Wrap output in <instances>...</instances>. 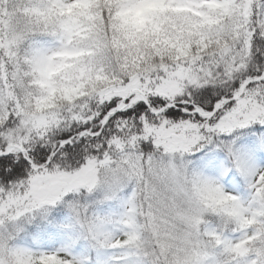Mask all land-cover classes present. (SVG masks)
<instances>
[{"label":"snow or ice","instance_id":"6c2138e0","mask_svg":"<svg viewBox=\"0 0 264 264\" xmlns=\"http://www.w3.org/2000/svg\"><path fill=\"white\" fill-rule=\"evenodd\" d=\"M5 2L0 0V34L14 22ZM167 2L117 0L115 15L123 25L129 22L130 14L140 17L143 24L151 21L162 10L159 5ZM33 3L43 6L22 9L25 33L32 38L33 62H53L47 55L49 50L36 39L38 29L61 45L53 50V55H79L64 45L82 29L80 16L92 18L87 0H72L70 4L65 0ZM73 8L80 10L72 13ZM253 16L257 17L255 30L250 29L249 38L242 43L247 57L259 63L249 77L229 81L231 87L227 92L218 87V73L227 76L228 70L211 60L203 62L205 53L219 44L196 25L192 28L196 38L185 43L189 49L197 46L200 55L193 53L185 65L186 71L178 74L186 88L160 70L152 74L156 77L154 83L151 76L115 78L98 73L96 58L102 45L97 42L92 58L72 67L80 82L88 83L92 90L89 94L98 93L95 103L88 102L87 97L74 101L63 120L66 131L59 135L48 131L39 143L21 139L14 145V113L8 109L7 121H0V240L5 227L10 236L30 231L31 240L39 249L35 254L32 249H18L16 264H114V260L146 264V258L134 246L123 258L110 253L106 222L116 214L111 208L94 213L92 223L82 233L76 231L80 225L75 215L61 223L51 212L36 216L35 209H54L67 203L75 210L79 204L72 198L94 196L98 190L103 191V197L95 202L97 208L115 203L119 200L122 166L131 162L132 150H136L134 157L142 164L144 160L151 163L153 149L171 158L166 170L177 175L182 170L186 177L190 176L202 203L215 201L224 205L206 209L220 217L219 225L205 221V227L198 215L180 212L182 219L198 228L195 233L185 234L188 247L183 264H221L217 255L220 249L227 257L226 264H264V0H254ZM204 23H208L206 17ZM157 51L163 55L166 49ZM7 59L0 50V88L7 87L11 80L6 72ZM101 80H112L117 94L105 98ZM46 170L47 190L38 194V203L22 210L12 209L10 205L18 198L16 190L20 197L29 185L35 191L38 182L45 179L41 173ZM210 173L215 177L212 180L207 179ZM228 201H234L235 210L227 206ZM121 206L126 210L128 202ZM249 215L258 220L254 228L249 227L253 224L246 219ZM25 217L30 227L24 223ZM228 224L235 226V235L227 231ZM53 229L68 233L67 238L59 247L44 249L42 241L45 236L54 238ZM81 240L88 248L77 253L74 249ZM249 243L254 247H249Z\"/></svg>","mask_w":264,"mask_h":264},{"label":"clouds","instance_id":"9594fccd","mask_svg":"<svg viewBox=\"0 0 264 264\" xmlns=\"http://www.w3.org/2000/svg\"><path fill=\"white\" fill-rule=\"evenodd\" d=\"M65 2L70 4L72 0ZM87 3L91 5L92 18L80 16L82 29L64 45L80 54L53 55V50L61 45L38 29L36 39L49 50L47 55L53 62L44 60L34 63L32 38L25 33L22 9L43 5L34 4L33 0H6L4 7L14 22L6 25L0 34V50L8 58L6 72L11 77L7 87L0 88V121H7L8 109L11 108L14 113L11 127L16 137L14 145H18L21 139L39 143L48 131L62 134L67 130L63 120L74 101L87 97L88 102L95 103L98 93L90 95L92 90L88 83H81L72 67L77 62L91 59L97 42L102 45L96 58L98 73L115 78L151 76L154 83L156 77L152 74L160 70L176 79L181 88H186L187 84L178 74L186 71L185 65L193 53L200 55L197 46L189 49L185 43L196 38L192 28L199 25L200 30L211 35L219 44L205 53L203 62L211 60L228 70L227 76L223 72L218 73L221 77L218 84L220 91H228L231 87L229 81L245 79L256 71L259 61L247 57V49L242 43L249 38L250 29L255 30L257 17L253 16L254 0H168L166 4L159 5L162 10L151 21L141 24L140 17L130 14L126 25L116 18L117 0H87ZM79 10L73 8L71 12ZM205 17L208 23H204ZM158 49L166 51L161 55ZM99 83L105 98L117 94L112 80H101ZM135 151L132 150L131 162L122 166L124 171L119 177V200L115 203L97 208L95 202L103 197V191L98 190L94 196L85 194L72 198L79 204L75 210L62 203L54 209L37 208L35 214L41 216L44 212L54 214L63 210L66 215L61 223H67L68 217L75 215L80 225L76 231L82 233L92 223L94 213H104L111 208L116 214L106 222V230L109 251L114 257H125L129 248L134 246L146 258V264H183L188 247L184 243L185 234L195 233L198 228L182 219L180 212L198 215L202 226H207L205 221L219 225L220 217L206 209L212 205H224L215 201L212 204L202 203L201 197L193 190L190 176L186 177L182 170L178 175L166 170L171 162L169 156L153 149L151 163L144 160L141 164L134 157ZM114 155L118 156L119 153ZM41 176L45 179L38 182L35 191L29 185L24 189V196L20 197L19 190H16L18 198L10 205L12 209L22 210L38 203V194L47 190V170ZM214 178L211 173L207 176L209 180ZM124 201L128 202L126 210L121 206ZM226 204L233 208L234 201ZM27 219L25 217L24 223L30 227ZM246 219L253 221L250 228H254L258 222L251 215ZM227 231L235 235L236 228L228 224ZM67 235L62 233V239H66ZM3 237L0 240V264H16L18 249H32L33 254L39 251L31 240L30 231L16 232L10 236L5 227ZM249 247L254 245L249 243ZM87 248L88 245L81 240L74 250L80 253L86 252ZM217 255L221 264H226L224 250L220 249ZM114 264H123V261L114 260Z\"/></svg>","mask_w":264,"mask_h":264},{"label":"trees","instance_id":"16d2710c","mask_svg":"<svg viewBox=\"0 0 264 264\" xmlns=\"http://www.w3.org/2000/svg\"><path fill=\"white\" fill-rule=\"evenodd\" d=\"M65 212L63 210H60L56 213L53 214L54 219L58 222H61L62 219L65 217ZM53 232L55 233L54 238H50L49 236H45L44 240L42 241V246L43 245H52V246H57L59 240L63 241L62 239V233L59 231L53 229Z\"/></svg>","mask_w":264,"mask_h":264},{"label":"rangeland","instance_id":"374dc122","mask_svg":"<svg viewBox=\"0 0 264 264\" xmlns=\"http://www.w3.org/2000/svg\"><path fill=\"white\" fill-rule=\"evenodd\" d=\"M62 242H63V241L59 240L58 245H57L56 247H59L60 244H61ZM42 247H43L44 249H47V250H51V249L56 248V247H53V246H51V245H43Z\"/></svg>","mask_w":264,"mask_h":264}]
</instances>
